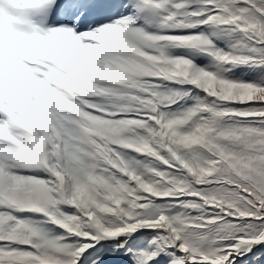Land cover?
Wrapping results in <instances>:
<instances>
[{
	"label": "snow or ice",
	"instance_id": "obj_1",
	"mask_svg": "<svg viewBox=\"0 0 264 264\" xmlns=\"http://www.w3.org/2000/svg\"><path fill=\"white\" fill-rule=\"evenodd\" d=\"M0 264H264V0H0Z\"/></svg>",
	"mask_w": 264,
	"mask_h": 264
}]
</instances>
